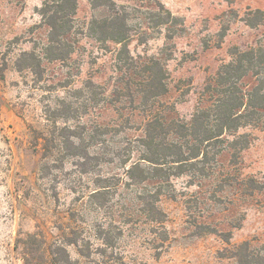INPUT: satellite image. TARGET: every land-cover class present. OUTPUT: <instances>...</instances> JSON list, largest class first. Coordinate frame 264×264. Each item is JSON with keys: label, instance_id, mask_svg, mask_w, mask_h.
Here are the masks:
<instances>
[{"label": "rangeland", "instance_id": "rangeland-1", "mask_svg": "<svg viewBox=\"0 0 264 264\" xmlns=\"http://www.w3.org/2000/svg\"><path fill=\"white\" fill-rule=\"evenodd\" d=\"M76 1L54 60L44 0H0V264H25L16 244L27 233L64 247L70 264H264V116L239 129L249 145L236 157L212 146L205 164L166 165L162 177L141 160L148 122L190 125L215 103L206 87L222 67L264 50V0ZM114 18L123 43L105 37ZM153 61L167 91L145 103ZM181 135L165 141L188 152L196 139Z\"/></svg>", "mask_w": 264, "mask_h": 264}, {"label": "trees", "instance_id": "trees-1", "mask_svg": "<svg viewBox=\"0 0 264 264\" xmlns=\"http://www.w3.org/2000/svg\"><path fill=\"white\" fill-rule=\"evenodd\" d=\"M43 5L42 15L45 24L50 28L47 51L53 55L52 59L64 60L66 56L63 54V50L67 38L73 30L74 20L72 17L76 15L77 1L44 0ZM259 18H264L261 11H259ZM105 24L107 25L104 29L108 30L106 38L118 43L128 40L125 23L122 24V27L118 26L116 18H114L106 20ZM24 56L30 61L27 64L28 68L39 67L38 58L34 54L25 53ZM236 57L233 63L222 67L214 80V85L209 84L206 87L208 91H216L215 103L198 111L193 116L190 125H182L179 131L176 128L175 131L171 126L166 128L157 119L146 124V134L141 139V143L147 152L141 160L151 164L153 176L162 177L166 165L175 167L178 170L177 173L181 174L186 171V167L205 164L210 153L208 148L212 146L216 149L214 156H217L225 150L223 147L227 144V147L234 151V157L237 156L236 151L248 147L249 137L237 133L242 127L260 124L264 116V50L240 52ZM159 66L157 61H153L143 68L145 75L143 83L146 86V93L143 96L145 103L149 99L160 97L167 91L163 82L164 71ZM250 73L258 78V83L252 90H247L241 83ZM158 126L161 128L160 131H157ZM183 130L187 133L186 136H183L187 140L186 143H188V137L196 139L194 145L188 144V152L177 141H165V137L172 133L181 138ZM230 137H233V140H230ZM71 153L77 156L82 155L83 152H79V148H77ZM139 164L140 162L135 164L130 171L141 170ZM152 209L154 213L161 214L157 208L153 207ZM67 243L75 244L71 240H67ZM248 245V243L241 245V251L248 248ZM16 248L25 264H70V258L65 248L55 245V243H48L47 239L40 234L27 233L24 237L18 238ZM237 257L240 258V263L250 262L240 254H237Z\"/></svg>", "mask_w": 264, "mask_h": 264}]
</instances>
